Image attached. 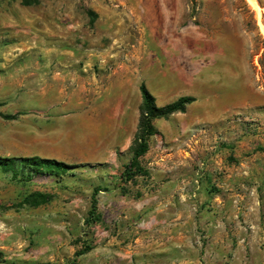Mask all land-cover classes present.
I'll use <instances>...</instances> for the list:
<instances>
[{"label":"rangeland","instance_id":"obj_1","mask_svg":"<svg viewBox=\"0 0 264 264\" xmlns=\"http://www.w3.org/2000/svg\"><path fill=\"white\" fill-rule=\"evenodd\" d=\"M255 2L259 12L247 0H0V112L14 117L0 118V160L69 166L38 173L0 161V264H236L237 250L264 253L237 244L252 235L235 224L251 199L228 201L239 214L221 209L224 166L241 169L233 191L247 194L252 150L264 148V0ZM63 48L78 61L108 51L125 86L123 116L83 119L94 132L78 153L82 128L62 121L63 83L51 78ZM141 83L157 108L194 101L151 121L139 160L148 176L122 182ZM111 123L116 133L95 131ZM95 189L99 221L87 225Z\"/></svg>","mask_w":264,"mask_h":264},{"label":"crops","instance_id":"obj_2","mask_svg":"<svg viewBox=\"0 0 264 264\" xmlns=\"http://www.w3.org/2000/svg\"><path fill=\"white\" fill-rule=\"evenodd\" d=\"M98 20L103 22L105 19L99 17ZM72 51H66L64 48L59 50L56 57L59 60L50 63V66L54 70L60 69V72H54L51 78L59 79L62 81L63 88V101H65V114L62 117L63 120L69 121L72 125L74 124L72 130L75 131L77 126L82 128L81 135L74 140V147L76 150L74 152H80L84 147V140L86 135L88 136V145L91 146V134L94 132L92 130V124H84L83 119H89L94 116L95 112L103 110H113L115 113L119 111L120 117L123 116V100H124V83L123 76L118 74L117 69L114 64L108 61V51L98 52L96 54L89 53L87 55V60L78 61L79 58H74L71 54ZM52 64V65H51ZM47 66V65H45ZM118 79L116 84L115 79ZM115 83V85L113 84ZM114 97L113 102L109 100ZM91 119V118H90ZM116 123L100 125V129H96V132H113L116 133ZM110 128V129H109ZM251 159V175L245 173V176H250L251 178V189L249 193L238 195L234 192V188L240 187L241 178L243 177L240 168L228 170L227 165L224 166L223 177L221 179V188L223 191L221 193V199L223 204L221 209L226 211L231 208L234 213L239 214L240 208L238 206H227L229 200L250 198L251 204L246 203L241 207L243 210L242 214H245L247 220L243 223L237 221L235 224L239 225V228L250 227L252 229L251 237L238 238L237 244L240 246H259L264 245V148L258 146V148L252 150ZM242 163L240 166H245ZM238 166V164H237ZM251 215V217H249ZM242 251L237 250L234 262L236 264H264V253L257 252L256 254H251L249 257H243ZM157 264H163L164 258L156 256Z\"/></svg>","mask_w":264,"mask_h":264},{"label":"trees","instance_id":"obj_3","mask_svg":"<svg viewBox=\"0 0 264 264\" xmlns=\"http://www.w3.org/2000/svg\"><path fill=\"white\" fill-rule=\"evenodd\" d=\"M139 92L141 96V104L138 108L139 119L136 127V132L133 137L132 144L130 146L131 159L124 165L121 173V181L129 182L135 176H148V172L140 167V158L143 157L148 151V139L155 134V130L152 127L151 121L159 118H167L174 113H184L186 107L191 104L194 99L191 97H182L177 101L166 105L164 107L157 108L154 105V99L146 89L145 85L141 83L139 85ZM0 118L11 120L14 117L11 115H4L0 112ZM1 162L16 163L11 165L16 168L30 169L33 168V172H51V173H65L69 168L68 165L57 162L55 160L40 159L38 157L32 158H20V159H2ZM101 191V189H95L91 203L88 217L85 219V223L91 224L99 221V215L97 212V202L94 195ZM89 248H84L83 251L77 254L82 256L89 252Z\"/></svg>","mask_w":264,"mask_h":264},{"label":"bare ground","instance_id":"obj_4","mask_svg":"<svg viewBox=\"0 0 264 264\" xmlns=\"http://www.w3.org/2000/svg\"><path fill=\"white\" fill-rule=\"evenodd\" d=\"M247 2L250 4V6L252 7L253 10H255L256 12H259V6L257 5V3L255 2V0H247ZM259 28H260V32L264 37V26L261 25V23L259 22Z\"/></svg>","mask_w":264,"mask_h":264}]
</instances>
